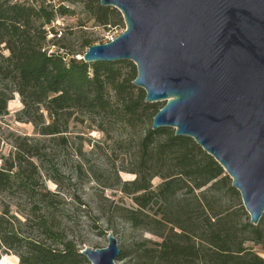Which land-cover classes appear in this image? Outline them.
I'll return each instance as SVG.
<instances>
[{
    "label": "trees",
    "instance_id": "obj_1",
    "mask_svg": "<svg viewBox=\"0 0 264 264\" xmlns=\"http://www.w3.org/2000/svg\"><path fill=\"white\" fill-rule=\"evenodd\" d=\"M64 1L82 4L100 25L123 23L121 12L101 5L100 0ZM68 11L61 4L55 8L51 3L35 6L0 0V116L7 114V102L18 93L22 107L17 120L31 123L43 138L17 136L13 151L0 156V193L24 194L32 200L27 222L42 238L24 234L20 220L3 209L0 247L16 255L15 264H88L78 244L50 219L47 211L53 193L44 185V177L61 181L53 167L46 176L49 142H64L70 119L82 115L129 128L148 124L130 170L134 178L121 185L137 207L124 209L121 217L160 241L151 242L152 246L139 243L135 264H264L257 252L244 245L262 241L259 225L264 212L256 225L240 224L234 221L231 206L218 205L226 196L240 201V193L222 166L192 138L175 135L171 127L151 128L154 114L164 103L145 102V91L132 83L137 74L134 63L126 72V60L87 63L48 52L47 35L52 28L47 26L57 13ZM92 44L84 42L86 48ZM154 177L161 181L153 188ZM179 195L182 199L174 205ZM153 203L158 211L149 213ZM239 208L245 214L243 205ZM130 255L120 251L118 258Z\"/></svg>",
    "mask_w": 264,
    "mask_h": 264
},
{
    "label": "water",
    "instance_id": "obj_2",
    "mask_svg": "<svg viewBox=\"0 0 264 264\" xmlns=\"http://www.w3.org/2000/svg\"><path fill=\"white\" fill-rule=\"evenodd\" d=\"M125 29L90 45L87 63L132 61L145 102L164 101L152 129L171 127L212 156L250 223L264 212V0H100ZM90 264H117V239L84 247Z\"/></svg>",
    "mask_w": 264,
    "mask_h": 264
},
{
    "label": "rangeland",
    "instance_id": "obj_3",
    "mask_svg": "<svg viewBox=\"0 0 264 264\" xmlns=\"http://www.w3.org/2000/svg\"><path fill=\"white\" fill-rule=\"evenodd\" d=\"M28 2L32 5L51 3L55 8L61 4L68 8L66 14L57 13L54 20L47 26V48L53 49L66 58L79 59L87 49L85 40L93 44L104 43L107 36L119 35L125 29V23L103 26L95 22L80 3H70L64 0H14ZM6 53V51H4ZM123 70L131 72L133 63L126 60ZM135 72L137 73L136 67ZM162 105L164 101L152 102ZM22 107L18 93L7 102V114L0 116V156H7L14 149L17 136H34L43 139L35 133L31 123L17 120V111ZM148 126L139 125L129 128L119 123H113L102 118H89L78 115L70 119L63 136L65 141L49 142L46 163L51 175V167L55 169L54 176H60L56 183L44 177V185L49 189L51 202L47 211L54 226L64 236L84 247L101 248L107 245V235L112 233L117 239L120 251L131 253L124 259L117 258V264H135L136 248L141 242L152 246L151 242L160 241V237L143 228L133 227L121 217L124 209L136 208L131 197L121 190L125 181L132 180L130 172L139 153V142ZM159 177L151 180L153 188L160 182ZM56 193V194H55ZM189 202L193 199L190 197ZM182 199L175 198L174 205ZM32 200L27 195H7L0 193V212L8 209L9 214L20 220L18 224L26 235L41 239L39 231H34L27 220L30 218L29 207ZM241 202V203H240ZM242 200L223 197L219 206H231L232 216L237 223L249 220L246 212L243 214L239 206ZM244 207V206H243ZM149 213L158 211V204H151ZM27 223V224H26ZM32 226V225H31ZM263 231L262 241L255 243L246 241L244 245L251 248L264 259V222L260 223ZM148 241V242H147ZM135 252V253H134ZM16 255L5 253L0 247V264H15ZM18 264V263H17ZM88 264H90L88 262Z\"/></svg>",
    "mask_w": 264,
    "mask_h": 264
},
{
    "label": "built area",
    "instance_id": "obj_4",
    "mask_svg": "<svg viewBox=\"0 0 264 264\" xmlns=\"http://www.w3.org/2000/svg\"><path fill=\"white\" fill-rule=\"evenodd\" d=\"M117 35H110V36H107V38H106V40L104 41V43L105 42H108V41H110V40H113L115 37H116ZM54 50L53 49H49L48 50V52H53ZM65 60L67 59V58H64Z\"/></svg>",
    "mask_w": 264,
    "mask_h": 264
}]
</instances>
